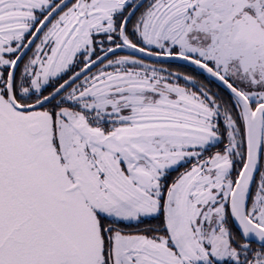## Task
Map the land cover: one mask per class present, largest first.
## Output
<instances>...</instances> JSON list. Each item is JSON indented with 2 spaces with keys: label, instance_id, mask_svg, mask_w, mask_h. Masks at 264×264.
<instances>
[{
  "label": "snow or ice",
  "instance_id": "obj_1",
  "mask_svg": "<svg viewBox=\"0 0 264 264\" xmlns=\"http://www.w3.org/2000/svg\"><path fill=\"white\" fill-rule=\"evenodd\" d=\"M0 264H264V0H0Z\"/></svg>",
  "mask_w": 264,
  "mask_h": 264
}]
</instances>
